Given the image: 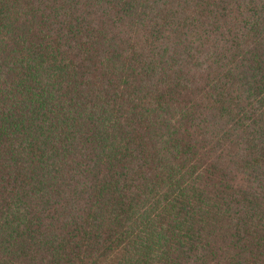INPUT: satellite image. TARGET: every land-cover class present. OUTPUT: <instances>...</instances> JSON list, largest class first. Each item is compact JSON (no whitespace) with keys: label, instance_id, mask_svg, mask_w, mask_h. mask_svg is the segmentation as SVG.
Instances as JSON below:
<instances>
[{"label":"trees","instance_id":"trees-1","mask_svg":"<svg viewBox=\"0 0 264 264\" xmlns=\"http://www.w3.org/2000/svg\"><path fill=\"white\" fill-rule=\"evenodd\" d=\"M0 264H264V0H0Z\"/></svg>","mask_w":264,"mask_h":264}]
</instances>
